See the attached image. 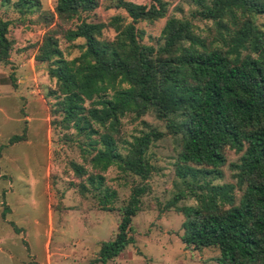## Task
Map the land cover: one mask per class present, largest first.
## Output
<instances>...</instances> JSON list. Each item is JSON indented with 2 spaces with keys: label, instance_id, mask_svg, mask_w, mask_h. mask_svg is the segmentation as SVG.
<instances>
[{
  "label": "trees",
  "instance_id": "1",
  "mask_svg": "<svg viewBox=\"0 0 264 264\" xmlns=\"http://www.w3.org/2000/svg\"><path fill=\"white\" fill-rule=\"evenodd\" d=\"M149 1L56 0L42 15L47 29L34 45L33 60L54 81L46 93L55 100L52 122L73 127L90 146L80 149L93 172L73 164L76 174L103 192L106 210H113L107 204L117 192L102 191L103 173L115 166L137 178L117 209L113 237L88 264L111 261L134 242L132 218L155 169L148 151L164 135L142 120L149 113L174 140L179 183L166 207L183 215L181 242L215 248L216 264H264V23L258 21L264 0H189L195 7L188 16L167 17L157 44L144 43L137 24L165 18L168 3ZM15 6L38 10L40 1ZM102 6L126 15L102 21L95 15ZM196 20L206 25L200 29ZM10 24L0 18V63L9 62L15 44ZM62 42L78 54L67 57ZM126 117L141 119L146 129L121 138ZM229 151L237 156L227 166L234 182L215 183L224 177ZM187 197L194 203L177 205Z\"/></svg>",
  "mask_w": 264,
  "mask_h": 264
},
{
  "label": "rangeland",
  "instance_id": "2",
  "mask_svg": "<svg viewBox=\"0 0 264 264\" xmlns=\"http://www.w3.org/2000/svg\"><path fill=\"white\" fill-rule=\"evenodd\" d=\"M17 1L0 0V18L11 22L9 35L15 43L9 62L0 63V192L6 191L3 199L10 209L4 213L7 224L0 222V264H88L96 258L100 244L113 237L119 221L117 209L127 201L132 180L137 178L124 177L115 166L103 173L102 191L110 188L117 192L107 204L113 210H106L100 204L103 192L99 194L86 182V176L76 174L73 164L83 166L87 174L93 172L84 159L86 153L80 149L90 147L87 138L73 127L63 129L52 122L55 100L46 93L48 88H54V81L47 77L45 64L33 60L37 48L34 45L47 29L42 15L53 9L56 0H39L38 10L33 6L30 10L17 7ZM164 1L168 3L165 18L137 24L144 31V43L157 44L167 17L188 16L195 7L189 0ZM95 13L102 21L112 15H126L120 9L106 10L103 6ZM258 21L264 23V16ZM195 23L200 29L206 25L197 20ZM106 34L112 37L114 33L109 29ZM67 45L61 44L65 55L70 51L67 57L76 56L77 48ZM18 79L24 83H17ZM142 120L164 135L148 151L155 169L148 180L150 190L132 218L134 242L113 260L95 264H216L215 248L192 249L181 242L183 215L174 207H166L179 183L174 140L164 122L153 114ZM143 129L141 119L126 117L119 132L121 138L129 139ZM13 136L20 139L13 140ZM227 157L224 177L215 183L234 182L227 166L237 156L229 151ZM82 184L87 185V190L81 188ZM192 203L194 199L187 197L177 205Z\"/></svg>",
  "mask_w": 264,
  "mask_h": 264
},
{
  "label": "crops",
  "instance_id": "3",
  "mask_svg": "<svg viewBox=\"0 0 264 264\" xmlns=\"http://www.w3.org/2000/svg\"><path fill=\"white\" fill-rule=\"evenodd\" d=\"M17 83H21V84H23L24 83V80H22V79H18L17 81H16ZM2 143V142H1ZM1 147H3V144H0V148ZM4 174V173H3ZM5 175V174H4ZM5 193H6V191L5 190H2L1 192H0V208H2V210H1V214H2V219H0V222L3 224H7V222H8V218H7V216H4V213L5 212H10V209H8L9 208V206L8 205H6V203L4 202V196H5ZM49 216H51V214L49 215Z\"/></svg>",
  "mask_w": 264,
  "mask_h": 264
}]
</instances>
